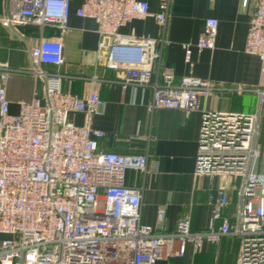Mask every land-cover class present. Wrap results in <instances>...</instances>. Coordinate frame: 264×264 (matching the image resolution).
<instances>
[{"label":"built area","instance_id":"built-area-1","mask_svg":"<svg viewBox=\"0 0 264 264\" xmlns=\"http://www.w3.org/2000/svg\"><path fill=\"white\" fill-rule=\"evenodd\" d=\"M72 1L6 0L9 13L0 23L64 30ZM169 7L170 0H160V13L152 14L143 0H82L76 15L95 23L96 58L124 74L121 85L151 88L152 110L189 115L217 93L246 92L194 77L176 81L171 69L161 67L162 40L119 32L148 17L165 29ZM217 26L215 19L205 20L194 45L198 52L214 48ZM123 48H133L136 56L124 55ZM183 48L189 62L191 45ZM244 51L264 66V0H255ZM62 53L61 42L43 38L30 49L29 73L43 81L44 95L21 103L17 115L8 112L9 70L0 66V235L8 237L0 241V264H156L183 257L187 245L196 254L204 243L228 235L240 239L239 264H264V173L255 165L258 115L201 109L194 177L217 180L208 197L212 221L206 232L191 231L190 219L181 218L174 233H156L140 222L141 190L126 184L128 171L147 173L148 156L100 147L105 133L93 121L105 103L95 90L86 99L62 92L64 76L47 69L63 65ZM255 92L264 105V90ZM75 114L82 115L81 126L73 123ZM233 192L236 211L224 214Z\"/></svg>","mask_w":264,"mask_h":264},{"label":"crops","instance_id":"crops-1","mask_svg":"<svg viewBox=\"0 0 264 264\" xmlns=\"http://www.w3.org/2000/svg\"><path fill=\"white\" fill-rule=\"evenodd\" d=\"M152 14L160 13V0H143ZM82 0H73L68 26L59 30L46 26L42 31L34 26L0 23V66H7L4 85L9 101V114L17 115L21 103L43 98L44 83L31 75L30 49L43 38L58 40L63 46L62 66H48L64 77V93L86 99L95 90L105 103L93 127L105 133L100 147L122 155H147L145 174L128 171L126 184L141 190L140 222L156 233H174L178 219L189 218L191 231L209 229L212 206L208 202L217 180L195 178L202 110L258 115L256 149L264 158V105L256 90H264V66L255 56L245 53L247 31L255 11V0H170L168 21L161 29L153 17L133 20L119 32L125 36L162 40L161 67L171 69L175 80L194 77L216 85L246 90L242 94L217 93L201 100V109L186 115L178 110H152L151 88L124 87V74L106 69L96 58L98 36L95 23L76 15ZM6 0H0V19L8 15ZM207 19L217 21L213 49L198 52L195 48ZM184 45H191L190 61H185ZM123 54L136 56L133 48H123ZM0 70V86L1 74ZM157 75L153 74L154 82ZM81 126L82 115L71 117ZM264 164L256 171L264 173ZM231 205L224 214L236 211L238 197L231 193ZM220 221L213 227L217 230ZM0 235V241L7 239ZM240 239L234 235L222 237L218 243H204L194 254L187 245L184 256L171 257L156 264H239Z\"/></svg>","mask_w":264,"mask_h":264},{"label":"rangeland","instance_id":"rangeland-1","mask_svg":"<svg viewBox=\"0 0 264 264\" xmlns=\"http://www.w3.org/2000/svg\"><path fill=\"white\" fill-rule=\"evenodd\" d=\"M258 164H264L263 156L261 158L256 159V161H255L256 168H257ZM263 167H264V165H263Z\"/></svg>","mask_w":264,"mask_h":264}]
</instances>
